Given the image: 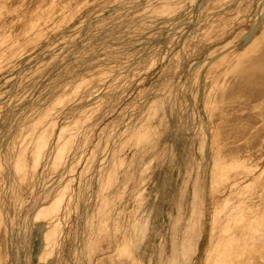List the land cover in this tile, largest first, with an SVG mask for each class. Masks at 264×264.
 <instances>
[{
    "label": "rangeland",
    "instance_id": "374dc122",
    "mask_svg": "<svg viewBox=\"0 0 264 264\" xmlns=\"http://www.w3.org/2000/svg\"><path fill=\"white\" fill-rule=\"evenodd\" d=\"M34 1L30 0L31 4ZM115 1H111L112 9ZM208 1L207 8L202 9L206 0H183V7L171 18L150 21L136 31L126 29L125 38L121 39L120 31L106 35L109 27L104 26L105 32L102 31L93 44L101 49L99 53L104 52L102 49L105 52L95 60L83 57L90 43L81 39L86 25L79 27L80 32L76 36L69 37L78 25L74 19L70 23L74 25L65 29L69 31L68 36L57 40L55 48L63 54L51 58L47 50L42 55L44 61L34 56L27 61L19 58L18 63L26 64L24 73L30 75L26 77V85L15 84L17 72L15 67L7 68L8 60H5L8 66L0 65V188L3 178L8 176L9 187L2 191L7 195L9 216L13 201L18 202V217L9 219L10 223L16 220L12 225L15 241L10 247L12 264H152L151 259H146L138 249L151 237V211H146L144 201L152 193L167 196L172 175L176 179L181 178L175 194L179 205L168 202L167 198L165 205L159 206L163 211L173 209L176 213L171 220L177 218L179 244L175 252L171 248L173 252L168 254L167 228L162 229L165 240L161 239L159 264H183L188 258L192 260L190 264H198L201 251L197 240L208 231L204 229L207 223L202 214L204 199L196 198L194 191L197 189L205 196L212 167L205 165L203 152L198 148L199 136H192L193 127H183L190 135L188 143L184 140L185 131L178 127L183 120L180 119L182 106L172 98L179 99L183 94L182 81L190 74V67L204 58L208 48L212 44L216 48L227 46L225 41L235 33L232 23L220 18L212 25L220 27L219 35L206 37L211 30L209 25L204 26L198 21V15L202 11L213 13L219 4L233 0ZM257 1L249 0L239 12L255 14ZM157 5L158 9L163 7L162 2ZM30 8L32 5L29 12ZM92 12L87 10L88 14ZM211 16L217 18L215 14ZM14 21H17L16 17L5 28L0 24V33ZM10 31L0 35V48L12 44ZM6 34L8 36L4 37ZM44 48L45 43L38 50ZM107 50L121 52L111 55L106 54ZM94 63L97 65L93 66ZM85 64L89 69L84 68ZM229 77L232 79V75ZM57 81L58 86L54 88ZM92 82L99 85L91 86ZM253 90L251 87H239L235 81L225 92L216 94L218 108L213 114L216 124H221L226 131V147L231 148L227 152L229 157L238 155L242 159L246 155L248 159L251 157V163L254 162L253 168H242L239 172L242 177L248 176V180L239 182L238 187L245 195L243 211L247 214L251 213V206H261L264 201V166L261 168L264 163L259 164L264 155L254 153L251 156L250 150L256 136L253 128L256 92ZM110 91L122 93L120 102L114 104L111 99L102 102L103 95L110 94ZM222 102L225 103L223 109L220 107ZM157 104V110L153 109ZM204 106L206 109L207 104ZM143 108H146L144 113L167 109L169 125L165 129L164 122H158V127H149L150 138L139 141L133 121L141 115ZM129 125L133 127L127 129ZM122 148H126L130 155L133 153L132 160L121 154ZM54 150L61 151L62 155L57 156ZM25 162L27 166L23 165ZM114 170L122 176V181L112 201L98 210L102 201L98 198L100 185L108 191L109 178ZM251 175L256 177V181L261 179V186L250 180ZM79 182H88L93 202L89 223L84 219L82 225L77 224L75 196L73 199L69 195L78 191ZM64 185L67 186V199H70L67 204L70 212L67 217L62 216L60 227L55 230L56 221L45 224V233L51 234L45 239V245L42 233L37 232L40 222L36 221L35 214L36 205L50 199L49 196H36L46 190L53 193ZM13 192L18 196L14 198ZM192 208L195 212L189 214ZM225 221L230 224L231 220ZM244 221L249 222V218ZM4 223L0 217V257L6 248L4 243L9 240ZM217 231L219 235L224 234V230ZM251 241L247 250L253 264H259L264 260V234L257 238L255 232ZM223 242L218 251L219 259L213 264H233L238 258L233 244ZM150 248L155 251V244L151 246L150 243ZM46 251L47 255L41 258Z\"/></svg>",
    "mask_w": 264,
    "mask_h": 264
},
{
    "label": "bare ground",
    "instance_id": "6f19581e",
    "mask_svg": "<svg viewBox=\"0 0 264 264\" xmlns=\"http://www.w3.org/2000/svg\"><path fill=\"white\" fill-rule=\"evenodd\" d=\"M111 1L112 0H35L31 4L30 0H0V24L5 28L12 18L16 17L17 20L12 22L8 29H4L0 33V35H3V33L11 30L9 34L12 39V44L0 48V65L8 66L7 63H10L7 68L11 69L15 67L14 70L17 72L15 84L26 85V77L30 75L24 73L26 64L18 63L19 58H23L27 61L34 56L35 58H39V61H44L42 55L47 52V50L50 51L49 56L51 58L63 54L64 52H60L55 48L58 45L57 40L60 38L65 39L68 36L67 32H69L65 30L66 27L73 26L77 21L78 25L77 27L75 26V29L73 28L74 30L69 37L74 36V34L76 36V33L80 32V26L86 25L87 29L81 35V39H87L90 43L89 46H86L88 51L83 57L87 60H95L97 56L105 52V49H102L104 52L99 53L101 49L93 44V40L98 38L102 31L105 32V30H103L106 29L104 26L107 25V28L109 27L108 32H105L106 35H112L120 31V39L125 38L124 33L126 29L136 31L144 28L145 24L150 21L153 22L160 18H171L172 15L184 5L183 0H116L113 2L115 3V7L112 9ZM158 2H162L163 4L161 9H158ZM208 2L209 1L206 0V2L202 4V9L207 8ZM248 3L249 0H233L231 2L219 4L213 13L208 11L201 12L200 10L201 13L198 15V21L202 22L201 24L204 26L209 25L208 28L211 30L206 36L207 38H213L219 35V31L221 30L220 27L212 25L220 18L222 21L232 23L231 26L235 33L233 37L228 39L229 41H225L227 46L223 48L219 46V48H216V46L212 44L208 48L204 58L198 60L190 67V74L182 81L183 94L179 99L172 98V101L178 100L182 106L181 109L183 112L181 111L180 119L183 120L178 127H181V129L185 131L184 140L187 142L190 135L183 127L187 129L193 127L194 132L192 136H199L200 144L198 148L203 152L202 157L205 158V165L208 168L212 167L209 189H207L205 196L200 194L197 189L194 191V196L196 198L200 197L204 199L205 206L202 214L207 223L206 230L208 231L207 234H205L206 244L201 250L198 264H213V262H216L219 259L218 251L220 250V246L224 243L223 241L233 244L237 251L238 258L233 264H253L251 260L252 256L249 254L247 246L251 244L255 232L257 238L258 236L262 238L264 234V201H262L261 206H251L249 208L251 213L249 210L250 214H247L245 210L243 211L245 195L242 194L241 187L238 188L239 182L242 183L248 180L247 175L242 177L239 174L240 169H248L250 166L253 168L254 162L251 163L252 160H249L251 157L248 159L245 157L246 155L243 156L242 159H239L238 155L229 157L227 152L231 148L226 147V139L224 136L226 131L223 130L221 124H216L213 116L215 110L218 108L215 103L217 100V93L222 94L226 89L233 86L235 81L238 83L239 87L254 88L253 91L256 92V99L254 104L255 117L253 120V128L254 130L256 129V136L255 138L253 137L250 150L251 156L254 153L264 155V0L257 1L254 9L256 10L255 14H243L244 12L241 14L239 10L243 5ZM30 5H32V8L34 7L33 9L30 8L31 12H29L28 9ZM87 10H93V12L88 14ZM14 12H16V14H13ZM211 14L217 15V18L212 17ZM74 19L77 20L73 24H70ZM7 36L8 34L4 35V37ZM69 40L71 39L69 38ZM216 42L215 44L220 43V41ZM42 43H45L46 48L40 51L38 47H41L43 45ZM65 49L67 50V48ZM120 52L121 50H107L106 54L115 55L120 54ZM11 57H15V59H11ZM5 60H8L7 63H5ZM87 65L88 64L84 65L85 69H89ZM96 65L97 63L93 64V66ZM230 75H232V79H229ZM58 83L57 81L54 88L58 86ZM1 85L0 83V86ZM90 85L96 87L99 84L92 82ZM117 91H110V94L103 95L102 99L104 100H102V102L110 99L111 103L114 104L120 102L122 93L118 94ZM236 91H238V87ZM160 101L161 99L159 103ZM205 103L207 104L206 109L204 106ZM224 104V102L221 103V109L224 108ZM162 105L163 101L160 103L161 107ZM157 106L158 104L152 108L156 109ZM144 110H146V108H143L141 110V115H137L133 121L134 132L139 141L150 138L149 127H158V122H164L165 129H167L169 125L167 109H165V111L158 110L155 112L150 110L145 113ZM259 116L260 119L257 120ZM129 127L132 128L133 125H129L126 128L128 129ZM151 141L153 142V139ZM154 145H156V143H154ZM82 146L83 143L80 145V148H82ZM53 149L55 148L53 147ZM54 151L57 153V156L62 155L61 151ZM126 152V148L121 149V154L129 156L132 160L133 153L130 155ZM120 160L125 161V158H121ZM259 161V164L262 162L264 163V159ZM255 162L258 163V161ZM16 163L18 164V162ZM198 163L200 165V160ZM37 164L38 162L36 165ZM23 165L27 166V162ZM263 166L264 164H261V168ZM118 173L119 172L116 173L115 170L112 171L109 178L110 185L108 191L103 189L100 185L98 198L100 197L102 201L101 204L98 205V210H102L103 206L109 204L115 197L119 183L122 181V176ZM198 174L199 173H197L196 177H198ZM255 178L254 175L253 177L251 175L250 180L255 181L257 185L261 186V179L257 178L258 181H256L254 180ZM8 180V176L3 178L0 188V217L3 219V222L5 221L4 225L7 230V238H9V240L4 243L6 248L3 256L0 257L1 264H12L10 260L12 250L10 247L12 243L14 245L15 242L13 239L14 234L12 232V225L16 223V220L10 223L9 219H16L18 217V214H16V203L18 202L13 201V210L10 216L7 210V195L5 191L3 192L2 190L9 187ZM240 186L242 185L240 184ZM66 190L67 186L64 185L60 188L57 187L53 193H50V190H46L44 194L39 193L36 196L42 198L49 196L50 199L46 202L40 201L36 205L37 211L35 214L36 221L40 222V225L35 222V225H38L37 232L40 234L42 233L41 235H43L45 245L46 240L51 237V234L45 233V224L56 221L54 226L55 230L60 227L62 216L67 217L69 215L70 210L67 208V204H69L70 199H67L68 193H66ZM90 190L92 189L89 186V191ZM69 195L72 198L75 196V199H73L75 200L74 210L77 224H84V219L86 223H89L88 217L93 214V202L90 200L91 194L88 192V182H79L78 191L75 194L69 193ZM12 196L15 198L18 195L13 192ZM239 208L240 210L238 211ZM233 210H235V213ZM194 212L195 209L192 208L189 214ZM231 214L235 215L231 216ZM42 216L43 219H41ZM247 218H249V222L245 223L244 219ZM227 219L231 220L230 224L225 221ZM218 229L224 230V234L219 235ZM49 231L50 229L48 232ZM128 250L130 252V248H128ZM47 253V251L46 253H42L41 258L43 255L46 256ZM262 258H264V253ZM191 262L192 260L188 258L183 264H190ZM49 264H52V262H49ZM259 264H264V260Z\"/></svg>",
    "mask_w": 264,
    "mask_h": 264
},
{
    "label": "crops",
    "instance_id": "0c3cea01",
    "mask_svg": "<svg viewBox=\"0 0 264 264\" xmlns=\"http://www.w3.org/2000/svg\"><path fill=\"white\" fill-rule=\"evenodd\" d=\"M181 154V153H180ZM175 173V172H173ZM171 180L169 182V190H168V195H163V196H159V195H154V193H152V195L150 197H147L144 201L145 204V209L147 212H149V210L151 212H149V215L151 216V237L149 239H146L145 241H143L142 245L139 249V251L142 253V255H144V257L146 259H151V263L152 264H159L160 263V245H161V239L165 240V237L163 235V230L162 229H166L167 228V234H166V241H167V245H168V250L167 253L170 254L172 253L170 251L171 248L174 249L175 252V248L177 247V245L179 244V242L177 241V233H180V229H178L177 226V218L172 219V215L176 214L174 212V210H170L168 209L167 211H163L161 209V207L159 205H165V201L168 198V202L173 201L176 203V205L178 204L176 202V198H175V194L176 191L179 190V187L177 189V185L178 183L181 181V178L176 179L172 176H170ZM171 189V190H170ZM179 205V204H178ZM149 207L151 209H149ZM164 217L163 219H161V217ZM204 224V223H203ZM206 228V226H204V229ZM110 235V234H109ZM111 238V237H110ZM150 243L151 246H153L155 244V251L154 249L151 250L150 248ZM198 243V249L199 251H201V248H203L206 244V235H202L201 237L198 238L197 240ZM198 259V257H197ZM197 264V262H196Z\"/></svg>",
    "mask_w": 264,
    "mask_h": 264
}]
</instances>
